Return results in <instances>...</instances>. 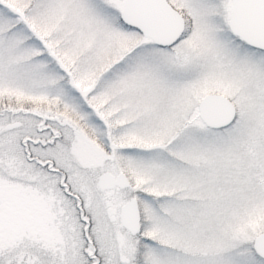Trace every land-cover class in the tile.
I'll return each mask as SVG.
<instances>
[{
	"label": "rangeland",
	"instance_id": "1",
	"mask_svg": "<svg viewBox=\"0 0 264 264\" xmlns=\"http://www.w3.org/2000/svg\"><path fill=\"white\" fill-rule=\"evenodd\" d=\"M166 1L187 23L168 47L122 24L125 0H0V264H264V51L232 34V0ZM209 94L235 105L229 127L201 121ZM45 115L99 136L34 152L88 203L87 233L59 176L26 178L20 140ZM99 166L130 181L111 206L137 199L138 234L112 221Z\"/></svg>",
	"mask_w": 264,
	"mask_h": 264
},
{
	"label": "water",
	"instance_id": "2",
	"mask_svg": "<svg viewBox=\"0 0 264 264\" xmlns=\"http://www.w3.org/2000/svg\"><path fill=\"white\" fill-rule=\"evenodd\" d=\"M122 21L137 28L146 37H150L160 46H171L185 30L184 17L166 0H126L121 13ZM229 27L232 33L240 37L249 46L264 51V0H233ZM199 117L212 129L230 126L237 117L235 105L225 96L209 94L198 106ZM19 123L8 126L15 128ZM127 188L130 181L124 174L115 178L106 173L100 178L103 189L115 186ZM121 224L131 234L141 230V215L138 201L133 198L122 207ZM254 250L264 259V232L254 242Z\"/></svg>",
	"mask_w": 264,
	"mask_h": 264
},
{
	"label": "flooded vegetation",
	"instance_id": "3",
	"mask_svg": "<svg viewBox=\"0 0 264 264\" xmlns=\"http://www.w3.org/2000/svg\"><path fill=\"white\" fill-rule=\"evenodd\" d=\"M86 104L87 109L89 110H95V107L93 104L89 103L88 101H84ZM98 120H100V118L97 117ZM97 119H93L92 121H94V123L92 124L95 128L96 125L97 126H103L106 127V137H107V142H109L111 144L110 141V132H109V127L107 126V123H99L97 121ZM16 123V122H15ZM17 123H19V125L15 128L20 129L21 127V123L17 121ZM82 123V124H81ZM81 124V126H80ZM81 128L82 131H80L78 129V126H76V124L68 121V120H64L61 118H58L57 116H53V117H49L47 115L45 116H37V121L36 124L32 126V129L29 130L28 134L25 135L26 137L20 140L21 145L23 146V151L26 157V161L29 165H32V168H30L29 166L27 167L28 171L25 172L26 173V178H29L30 180H33L34 177V168L35 165H38L40 167H42V169L44 171H46V173L48 174H53L56 176L60 177V183H59V187L63 190V194L65 196H67V198L71 199L76 205L77 208L80 210V214H79V218L83 223H86L87 226L84 230L85 233H87L88 231V227L91 226L90 221L87 219L86 213L84 211V209L81 206H88V203H86L84 205L83 203V198L80 197L78 194L74 193L71 191L70 186L66 184V180L68 179V173L64 172L62 169L58 168L55 166V163L51 160H47L45 162L41 161V158L38 155H34V152L37 149H42L45 150L48 147H53L57 144V142H61L60 144L66 145L67 142L64 139V132L67 131L68 129H72L73 131H77L76 133H80L82 135V132H87L86 135L91 137H95V138H99V136L97 134H95V131H91L90 126H88L87 124L83 123V121L79 122L78 124ZM98 128V127H97ZM32 132V133H30ZM91 132V133H90ZM35 136H37L35 138ZM71 147V146H70ZM106 159L107 161L110 160L109 156H105L100 162L104 163ZM19 164V162H18ZM89 167H95L94 164H91ZM103 166H99L100 172L96 175L94 174V176H96V189L99 193H101L103 200H105L106 205H107V210L108 212L111 214V219L112 221H116L117 218H119V223L118 225L122 228L121 225V210H122V204H118V206L120 207V211L117 213V211L115 210L114 207L111 206L112 200L115 196V193L122 191L123 189L118 187L117 185L113 188H109V189H103L100 187V178L102 175L106 174V173H110L112 174L115 178H117L120 174L123 173H117L114 174L113 172H111V170L109 169H104L102 168ZM16 172H15V176L17 179H22L23 178V174L19 173L17 170L18 166L15 167ZM32 221V219H31ZM34 221H32L33 224ZM31 224V225H32ZM33 226V225H32ZM87 240L89 241V244L92 246V242L90 241L89 235H86ZM93 257H89V259H91ZM100 261H97V264H99ZM96 264V263H95Z\"/></svg>",
	"mask_w": 264,
	"mask_h": 264
}]
</instances>
